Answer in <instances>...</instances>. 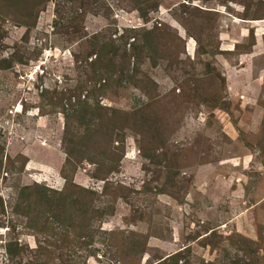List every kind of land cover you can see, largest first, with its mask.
Masks as SVG:
<instances>
[{"label":"rangeland","instance_id":"374dc122","mask_svg":"<svg viewBox=\"0 0 264 264\" xmlns=\"http://www.w3.org/2000/svg\"><path fill=\"white\" fill-rule=\"evenodd\" d=\"M0 264H264V0H0Z\"/></svg>","mask_w":264,"mask_h":264},{"label":"trees","instance_id":"16d2710c","mask_svg":"<svg viewBox=\"0 0 264 264\" xmlns=\"http://www.w3.org/2000/svg\"><path fill=\"white\" fill-rule=\"evenodd\" d=\"M66 153H67V157L70 158V157H71V156H70V152L67 151Z\"/></svg>","mask_w":264,"mask_h":264}]
</instances>
